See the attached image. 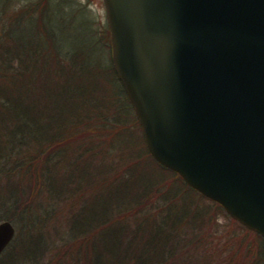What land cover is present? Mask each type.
Returning <instances> with one entry per match:
<instances>
[{"label":"trees","instance_id":"trees-1","mask_svg":"<svg viewBox=\"0 0 264 264\" xmlns=\"http://www.w3.org/2000/svg\"><path fill=\"white\" fill-rule=\"evenodd\" d=\"M108 50L77 0H0V264H264L260 235L227 246L222 206L140 145Z\"/></svg>","mask_w":264,"mask_h":264},{"label":"water","instance_id":"water-1","mask_svg":"<svg viewBox=\"0 0 264 264\" xmlns=\"http://www.w3.org/2000/svg\"><path fill=\"white\" fill-rule=\"evenodd\" d=\"M103 1L150 155L264 238V0Z\"/></svg>","mask_w":264,"mask_h":264},{"label":"rangeland","instance_id":"rangeland-1","mask_svg":"<svg viewBox=\"0 0 264 264\" xmlns=\"http://www.w3.org/2000/svg\"><path fill=\"white\" fill-rule=\"evenodd\" d=\"M81 4H84L88 7L90 14L92 15V18L95 22V27L100 30L104 31L105 35L107 36V41H108V47H109V52H105L103 56V62L104 63H109L111 62V46H110V30H109V25L107 21V16H106V9L103 0H77ZM110 75V74H109ZM110 78V77H109ZM112 79L115 78V76L111 77ZM108 86V87H105ZM117 82L114 85H105L103 82L102 84V89L92 90L91 93L101 101H105L106 99V92L109 94H113V91L117 89ZM98 87V86H96ZM109 101V98L107 97L106 99ZM133 131L139 136L141 139V144L142 146L146 147L145 141H144V136L142 129L139 125H135ZM150 169H152L150 167ZM218 222L220 224V232L219 236H226L227 237V246L232 245L235 250H239L238 247L242 246V250H245L247 246L252 247V248H257L258 246V237L256 233L252 231H248L247 229H244L242 227H239L237 224L234 223L233 219H228L224 214H220L218 216ZM243 244V245H242Z\"/></svg>","mask_w":264,"mask_h":264}]
</instances>
